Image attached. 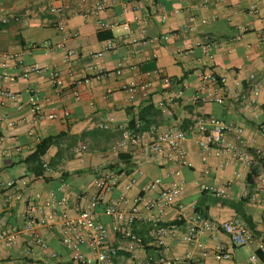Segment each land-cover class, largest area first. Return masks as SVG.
<instances>
[{
  "label": "crops",
  "instance_id": "obj_1",
  "mask_svg": "<svg viewBox=\"0 0 264 264\" xmlns=\"http://www.w3.org/2000/svg\"><path fill=\"white\" fill-rule=\"evenodd\" d=\"M95 0H92L93 2ZM131 1V11L124 12V4ZM256 0H226L206 8H195V20L189 19L187 10L191 0H118L117 4L101 13L99 17L81 14L73 15L68 21L69 39L64 42V33L56 25V17L49 12V0H0L3 11L13 18L5 23L0 20V53H14L27 64L41 66L56 65L61 74L62 91L50 82L47 73H33L29 79L3 82L2 86L18 95L11 100L0 95V177L17 178L24 185V199L6 203L0 198V226H17L22 229L19 242L15 245L0 242V261L4 264H51L49 255L36 248L31 234L25 229V208L30 198L47 202L53 196L69 197L71 205H87L96 191L94 179L99 168L123 171L116 189L107 199L119 195L129 178L134 176L137 183L128 191L129 202L148 182L162 177L169 182L174 178V170L179 165L153 155L146 147L128 144L115 148L122 138L123 128L132 122L139 126L145 141L153 140L166 126L175 124L187 127L202 113H211L229 123L245 126L249 136L264 137L259 126L264 122V0L257 2L259 13H250L249 7ZM77 10L88 5L76 4ZM154 9H161L167 20L162 21ZM150 15L147 27L136 23L135 16ZM207 23L203 24L202 19ZM129 22L138 38H155L152 43L133 45L129 35H124L121 27L102 28L98 21ZM195 25L194 30H185ZM169 34V39L160 37ZM212 38L216 45L211 47L212 57L204 54L198 42ZM117 39L120 45L107 50L109 39ZM51 40L53 49L33 47ZM67 49H75L77 54L71 62H65ZM93 53H102L95 57ZM0 62V71L3 69ZM122 64V67H120ZM132 68L133 66H135ZM15 61H9V69L14 70ZM211 68L227 78L228 85L241 88L252 74L261 81L263 91L258 102L247 105L229 100L226 104L194 103L193 95L198 82V71ZM121 69V73L118 71ZM151 75H145V72ZM169 78V82L164 80ZM88 78L80 86L81 98L67 97L66 91L79 79ZM147 82V88H140L134 97L123 90L126 83ZM38 94L48 103V111L57 110L60 117L67 107V118L51 119L37 117L28 105L31 94ZM246 95V90L243 93ZM172 99V100H171ZM160 100L169 103V110L163 113L157 106ZM55 105V109L53 106ZM31 131L34 133L31 134ZM52 137L47 152L35 159L38 144ZM85 145L86 148L82 149ZM188 158L192 166L181 167L178 178L186 182L182 196L185 216L177 219L178 210L166 211V224L177 227L168 239L166 255L184 256L192 250L198 264H264V205L251 201L250 181L243 172L236 178L235 165L221 167L222 158H211L204 163L194 139L187 143ZM77 149H80L77 151ZM209 173H205L206 170ZM227 180H235L231 187V197L222 199L204 190L205 185L222 186ZM194 210L220 224L234 217L245 220L254 236V241L244 246H236L223 230L206 231L200 241L207 247V255L193 248L181 237L190 224ZM73 214V210L71 211ZM98 218L112 225L104 213V205L98 207ZM136 232L143 243L138 248L141 256L161 253L150 235L147 224L138 222ZM115 243H124L113 234ZM51 249L59 254L62 264H73L70 251L60 242V234L55 231L48 236ZM226 246L229 258H220L215 253L219 244ZM31 248V253L28 249ZM128 254H126L127 256ZM256 255L257 260H252ZM122 260L116 264H122Z\"/></svg>",
  "mask_w": 264,
  "mask_h": 264
},
{
  "label": "built area",
  "instance_id": "obj_2",
  "mask_svg": "<svg viewBox=\"0 0 264 264\" xmlns=\"http://www.w3.org/2000/svg\"><path fill=\"white\" fill-rule=\"evenodd\" d=\"M49 0V12L56 17V25L64 33L63 41L69 39L67 33L68 21L75 14L85 17L97 16L108 9L113 8L118 0ZM226 0H191L187 10L189 19L195 20L192 11L195 8H206L215 3H223ZM257 2L259 0H256ZM131 1L124 4V12L131 11ZM254 3L249 7L250 13H259L258 4ZM76 4L88 5V8L77 10ZM3 7L0 4V12ZM154 13L160 16L162 21L167 20V16L161 9H154ZM15 20L17 16H13ZM9 15L1 14L0 20L7 23L13 19ZM136 23L147 27L150 23V15L140 14L135 16ZM206 18L202 23H207ZM102 28L121 27L124 35L130 36L133 45H144L152 43L155 38H138L134 35V29L129 22L115 21L108 23L103 20L98 21ZM195 25H188L185 30H194ZM169 34L160 38L167 40ZM264 43V34L261 38ZM120 43L112 38L107 41V50L116 49ZM204 54L212 57L211 47L215 46V41L207 37L205 42H198ZM43 47L50 51L54 45L51 40L35 44L33 47ZM77 54L75 49H67L64 61L71 62ZM102 53H93V56H101ZM9 61H15L14 70L9 69ZM0 62L3 69L0 71V95L11 100L18 99V95L12 90L5 88L1 83L12 82L19 79H29L33 73H47L51 84L62 91L61 74L56 65L41 66L39 63L27 64L24 59L14 53H0ZM122 67V64H120ZM136 67L133 66L132 68ZM122 71L119 69L118 73ZM151 75V72H145ZM198 82L195 87L194 103H217L226 104L241 102L242 100L249 106L258 102V96L262 89L261 81L256 74L252 73L245 81L239 82L241 88L234 89L228 85L227 78L219 75L209 68H201L198 71ZM164 80L169 82V78ZM88 82V78L79 79L75 82L70 91H66L67 97L81 98L80 86ZM147 82L126 83L123 90L130 97H134L140 88H147ZM246 90V95L244 91ZM172 100V99H171ZM38 94H31L28 105L37 117L47 116L51 119L69 116L70 111L63 107V116L60 117L55 105V110L48 111V103ZM158 108L163 112H168L169 103L160 100ZM259 131L264 137V122L260 124ZM34 132L31 131V134ZM194 139L200 150L204 163H208L211 158H222L221 167L235 165L236 178H240L242 173H247L250 181L251 192L249 197L252 202L264 205V140L259 141L257 136H249L245 126L229 123L219 116L211 113L197 115L187 127L171 124L166 126L151 141H145L142 137L139 126L135 128H123L122 138L116 143L115 148H124L128 144L144 146L153 155H159L177 165L174 170V178L167 182L162 177H156L148 182L141 191L132 199L130 206H127L129 197L127 192L131 191L137 183V178L131 176L129 182L124 186V190L117 196L107 199L119 184L121 177L125 175L123 171L111 168H98L94 179L96 191L92 194L87 205H71L67 195L61 198L54 196L47 202H41L38 198L28 199L25 208V229L32 236L33 245L41 251L46 252L52 259L51 264H62L59 254L51 249L48 236L55 231L60 234V242L70 251L73 264H116L120 259L122 264H198L199 260L193 251H188L184 256L171 257L164 252L168 250V239L175 234L177 227L173 224H166L165 213L170 208L178 210L177 219L182 220L185 214V204L182 196L186 190V182L179 180L182 175L181 167L192 166L193 163L188 158L187 143ZM86 146L83 145L82 149ZM80 149H77L79 151ZM205 173H209L207 169ZM235 180H227L222 186L205 185L204 190L222 199L231 197V187ZM24 185L17 178L0 177V198L5 197L6 203L10 204L24 199ZM104 205V213L110 217L112 225H107L98 218V207ZM73 210L74 214L71 212ZM190 224L181 239L193 248H200L203 255H207V247L200 241V236L206 232L221 229L227 233L231 241L236 246H244L254 241V236L243 218L234 217L220 224L205 217L201 212L194 210L190 216ZM138 222L145 223L150 228V235L154 243L161 249V253L141 256L138 253L139 246L143 243L142 237L136 232L135 225ZM264 222V217H263ZM22 229L17 226H0V242L15 245L19 242ZM118 237L124 243H115L111 235ZM264 244V233L263 240ZM31 253V248L28 249ZM215 253L220 258H229L230 253L226 246L219 243L215 247ZM126 254H128L126 256ZM252 260H257V256H252ZM0 264H4L0 261Z\"/></svg>",
  "mask_w": 264,
  "mask_h": 264
},
{
  "label": "trees",
  "instance_id": "obj_3",
  "mask_svg": "<svg viewBox=\"0 0 264 264\" xmlns=\"http://www.w3.org/2000/svg\"><path fill=\"white\" fill-rule=\"evenodd\" d=\"M130 128H135L134 122L131 123ZM52 140V137H48L38 144L37 150L34 153V156H37V158L35 159L39 160L40 157L47 152L52 143Z\"/></svg>",
  "mask_w": 264,
  "mask_h": 264
}]
</instances>
